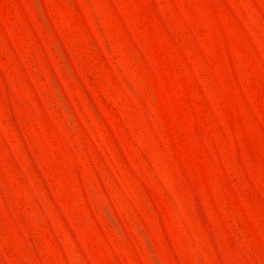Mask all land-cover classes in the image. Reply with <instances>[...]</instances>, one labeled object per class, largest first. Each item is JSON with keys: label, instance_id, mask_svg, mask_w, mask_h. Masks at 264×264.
<instances>
[{"label": "rangeland", "instance_id": "obj_1", "mask_svg": "<svg viewBox=\"0 0 264 264\" xmlns=\"http://www.w3.org/2000/svg\"><path fill=\"white\" fill-rule=\"evenodd\" d=\"M0 264H264V0H0Z\"/></svg>", "mask_w": 264, "mask_h": 264}]
</instances>
